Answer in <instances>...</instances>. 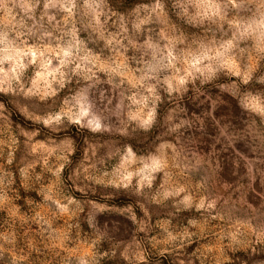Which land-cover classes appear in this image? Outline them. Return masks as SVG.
I'll list each match as a JSON object with an SVG mask.
<instances>
[{
  "label": "rangeland",
  "instance_id": "obj_1",
  "mask_svg": "<svg viewBox=\"0 0 264 264\" xmlns=\"http://www.w3.org/2000/svg\"><path fill=\"white\" fill-rule=\"evenodd\" d=\"M46 2L0 9V264H264V0Z\"/></svg>",
  "mask_w": 264,
  "mask_h": 264
},
{
  "label": "clouds",
  "instance_id": "obj_2",
  "mask_svg": "<svg viewBox=\"0 0 264 264\" xmlns=\"http://www.w3.org/2000/svg\"><path fill=\"white\" fill-rule=\"evenodd\" d=\"M39 3V0H36L35 3L30 2V0H0V9L5 10L8 14H12L13 13V9L15 8H20L25 14H30L35 8L36 5ZM59 3V6L62 10H64L65 12L69 13V15L72 14L73 9L76 8L77 5V0H55V3H53V0H47V2L44 4V7L47 9L49 7H55V4ZM84 5L87 6L88 5V0H84ZM98 16V14H97ZM51 19V17H50ZM97 22L98 19H97ZM259 23L264 24V21H259ZM0 44H4L5 47L2 49V51H4L5 53H7L9 51V46L12 44V41L9 40L8 38V33L7 32H0ZM74 45L69 44L66 47L60 48L59 53L62 57L67 58L72 56ZM12 51L16 52L17 55V61H16V67L19 70H23L27 65L26 64H22L19 62V55H24V56H33L34 58H39V57H43L44 53L39 51L38 49L33 50V49H28L27 51L20 53L17 50L13 49ZM12 56L10 55H5L3 57L4 61L7 60H11ZM30 62H35V60L30 61ZM52 61L49 59H44L41 63V67L44 68L46 71L44 73H38L37 76L39 79H43L45 80V83L50 87V81L47 80L48 76H52L53 78H55V75L57 73H60L61 69L60 67H55V68H51L49 70V65H51ZM60 66H66L69 61L67 59H61L60 60ZM197 63H199V61H197ZM80 65H77V68H79ZM0 71H4L3 68H0ZM5 75H7V73H5ZM19 75V72H16L13 75V79H15L17 76ZM61 75H63L61 73ZM62 83V81H61ZM4 89H0V91H3ZM31 92V90H29ZM151 91V89H150ZM261 112L262 114H264V107L261 108ZM151 117H152V112H149L147 114V119L144 120V124L147 125L151 122ZM136 117H133V119H135ZM54 119H59V117H55ZM50 122V121H46ZM129 158L132 157V152L129 149ZM157 170V167L155 166V164H153L152 166L149 165H144L143 167H141L139 169V171L137 172H132L129 171L127 173L126 176H124V180L127 182L125 183V187L128 186L129 183H131L132 179L134 176L139 177L140 178V184L141 186H148L151 187V182L154 179V177L150 174L151 172H154ZM183 189H178L176 193H165V196L167 197L168 195H179L180 192H182ZM185 200L189 199L188 197L184 198ZM205 205H201V207H204ZM215 204L214 202H209L207 204L208 208H212L214 207ZM191 223H195V221H190Z\"/></svg>",
  "mask_w": 264,
  "mask_h": 264
}]
</instances>
